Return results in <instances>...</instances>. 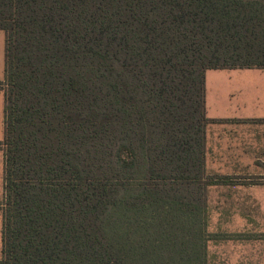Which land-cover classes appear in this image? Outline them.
<instances>
[{"label":"trees","instance_id":"obj_1","mask_svg":"<svg viewBox=\"0 0 264 264\" xmlns=\"http://www.w3.org/2000/svg\"><path fill=\"white\" fill-rule=\"evenodd\" d=\"M0 264H210L206 71L264 68V0H0Z\"/></svg>","mask_w":264,"mask_h":264},{"label":"crops","instance_id":"obj_2","mask_svg":"<svg viewBox=\"0 0 264 264\" xmlns=\"http://www.w3.org/2000/svg\"><path fill=\"white\" fill-rule=\"evenodd\" d=\"M5 34V33H4ZM5 73V36L0 37V81ZM211 75V84L210 81ZM264 68H217L206 71V173L219 182L206 188V201L228 204L225 217L260 219L264 202ZM232 80L228 89L222 80ZM260 88V89H259ZM227 107H224L226 106ZM222 106V110L219 109ZM5 136V94L0 89V142ZM4 197V151L0 148V202ZM232 204L247 205V212ZM232 207V208H231ZM235 212V213H233ZM208 216H210V208ZM209 226V223H208ZM3 214L0 209V241ZM250 233H255L251 232ZM210 244L208 246L209 251ZM210 257V252H209Z\"/></svg>","mask_w":264,"mask_h":264},{"label":"rangeland","instance_id":"obj_3","mask_svg":"<svg viewBox=\"0 0 264 264\" xmlns=\"http://www.w3.org/2000/svg\"><path fill=\"white\" fill-rule=\"evenodd\" d=\"M4 36V31L0 29V37ZM232 82V80L225 79L222 80L221 85L228 89ZM209 83L211 84V75ZM259 86L264 89V84L260 83ZM224 107H227V105ZM221 108L223 107L219 106L220 110H222ZM261 180L264 182V176ZM262 196H264V191ZM209 205L208 231L210 239L208 243L210 244V264H264V202L261 203L259 220L227 218L224 212L228 204L211 202ZM247 205L250 204H232V207L239 206L242 208L238 213L245 216V214H251L247 212Z\"/></svg>","mask_w":264,"mask_h":264}]
</instances>
